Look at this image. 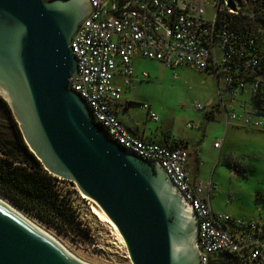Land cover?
<instances>
[{"label": "water", "instance_id": "1", "mask_svg": "<svg viewBox=\"0 0 264 264\" xmlns=\"http://www.w3.org/2000/svg\"><path fill=\"white\" fill-rule=\"evenodd\" d=\"M91 12L89 0H0V95L44 168L115 223L131 264H200L192 205L157 161L112 140L71 88V40ZM2 200L0 264H88Z\"/></svg>", "mask_w": 264, "mask_h": 264}, {"label": "built area", "instance_id": "2", "mask_svg": "<svg viewBox=\"0 0 264 264\" xmlns=\"http://www.w3.org/2000/svg\"><path fill=\"white\" fill-rule=\"evenodd\" d=\"M92 12L71 40L77 74L71 88L87 103L93 119L110 138L142 158L157 161L197 216L200 264H222L233 255L239 264H264V221L213 211L211 186L194 182L189 153L134 134L118 118L123 87L131 86L133 60L142 57L172 68L206 72L217 81L216 105L228 122L248 129L264 128V45L252 31L232 28L229 15L241 13L242 0H89ZM212 8L210 16L207 9ZM144 78L150 75L143 73ZM178 77L177 74L174 76ZM152 120L158 114L139 104ZM208 114L212 106L196 103ZM192 126V125H189ZM219 148L221 142H215Z\"/></svg>", "mask_w": 264, "mask_h": 264}, {"label": "rangeland", "instance_id": "3", "mask_svg": "<svg viewBox=\"0 0 264 264\" xmlns=\"http://www.w3.org/2000/svg\"><path fill=\"white\" fill-rule=\"evenodd\" d=\"M251 1L242 0V14H252L254 5ZM213 13L212 8L207 9L208 16ZM261 30H264V23L261 24ZM141 61L140 70L146 71L150 77L142 80L133 88H128L130 89L128 90L129 94L125 95L124 93L123 98L132 101L126 112L127 115L141 122L148 120L147 112L138 106V103H148L159 114L156 128L157 126L171 127L173 120L180 117V125L182 121L198 124V120L201 119L202 130L191 129L189 132L192 131L191 133L194 135V132L199 131L204 133V135H199L198 142H195L194 137L192 142L197 147L201 143L206 146L203 155V159L206 162L221 160V164L228 168L227 161L232 159L237 153H240V150L243 149V144L240 145V149L235 146L234 151L226 147L223 154H220L219 150H214L213 142L219 136H222L224 131L218 124L220 119L217 117L220 114L216 113V119L208 120L204 117L205 112H198L192 109V105L198 102L208 106L209 95H213L215 102H217L215 96L217 80L214 76L189 68L175 69L157 60L142 58ZM175 74L179 78L175 79ZM186 101L188 102L186 103ZM191 148L193 147L190 144ZM248 161L264 165L262 154L258 152L253 154ZM59 184L62 194L70 199L72 209L69 211L72 216L69 218L58 216L52 223L42 222L15 207L4 197H0L56 237L70 252L83 261L91 264H131L126 248H123L118 243L113 230L92 213V206L93 204L96 205V203L86 196L83 197L72 182L59 178ZM259 208L262 209L261 214L259 213ZM52 213L55 214L54 211ZM253 215L264 217V201L261 200L258 205H254Z\"/></svg>", "mask_w": 264, "mask_h": 264}, {"label": "crops", "instance_id": "4", "mask_svg": "<svg viewBox=\"0 0 264 264\" xmlns=\"http://www.w3.org/2000/svg\"><path fill=\"white\" fill-rule=\"evenodd\" d=\"M141 59L142 57H136L132 62L134 77L131 86H126L120 75H116L115 77V82L123 87L121 104L125 105L123 107H119L117 111L118 118L134 134L147 140L166 143L168 141L171 142L173 139H178L187 142V148L185 149L189 153L187 166L188 172L194 182L197 183L203 181L205 184L211 186L209 199L213 211L227 213L237 218H260L264 221L263 216L253 215L254 205H258L261 200L264 201V165L248 161L252 155L257 152L262 154V159H264V128L248 129L235 125L232 122H228L224 111L217 107L213 95H209L207 104L212 106V113L209 114L210 116H206V114H204V117L205 119L207 118L208 120H213L216 119V113L220 114L217 117L220 119L218 124H220V127L224 129L222 136L215 139L212 144L214 150H219L220 154H223L226 147L234 151L235 146L240 149L241 144H243V149L240 150V153H237L232 159L227 161V165L229 166L228 168L221 164V160H218L217 162H206L203 159L206 146L201 143L198 144L199 146L197 147V145H194L192 142L194 137L195 142H198L199 135H204V133L193 131L195 133L193 135L191 133L192 131L189 132L191 129L202 130L201 128L203 125L200 122L201 119L198 120V124L182 121L180 125V117L173 120L171 127L166 128L157 126L156 128V123H158L156 121H158L159 118L158 120H152L148 116V120H143L141 122L127 115L126 112L128 111L130 107L129 104H131L132 101H130V99H124V93L125 95L129 94L128 90L130 89L128 88H133L142 80L150 77L144 78L143 73L146 71H141L139 67L142 62ZM177 78H179V76ZM187 102L188 101H186V103ZM139 104L143 103H138V106ZM195 104L192 105V109L198 111L195 109ZM150 107L151 110H153L151 105ZM218 141L221 142V146L219 148L214 146V143ZM190 144L193 147L191 149ZM261 211L262 209L259 208L260 214Z\"/></svg>", "mask_w": 264, "mask_h": 264}, {"label": "trees", "instance_id": "5", "mask_svg": "<svg viewBox=\"0 0 264 264\" xmlns=\"http://www.w3.org/2000/svg\"><path fill=\"white\" fill-rule=\"evenodd\" d=\"M252 14L229 15L227 22L239 31H252L264 45V0H252ZM212 113V111L210 112ZM206 116H210L209 114ZM172 148H187V142L173 139ZM66 181V180H65ZM0 196L15 207L45 223L58 216H72L70 199L62 194L59 178L49 173L27 146L7 101L0 95ZM55 212V214L52 213ZM222 264H239L233 255H223Z\"/></svg>", "mask_w": 264, "mask_h": 264}, {"label": "bare ground", "instance_id": "6", "mask_svg": "<svg viewBox=\"0 0 264 264\" xmlns=\"http://www.w3.org/2000/svg\"><path fill=\"white\" fill-rule=\"evenodd\" d=\"M83 197H85L82 194ZM0 200H2V198H0ZM5 204H7L9 207H11L13 210H15L17 213H19L20 215H22L24 218H26L27 220H29L30 222H32L33 224H35L37 227H39L40 229H42L44 232H46L48 235H50L53 239H55L57 242H59L62 246H64L56 237H54L52 234H50L49 232H47L45 229H43L42 227H40L39 225H37L36 223H34L33 221H31L29 218H27L24 214H22L19 210H17L16 208H14L13 206H11L10 204H8L6 201L2 200ZM92 213L103 223H106L114 232L115 238L118 241V243L121 244V246L123 248H125V242L124 239L122 237V235L120 234L119 230L117 229L115 223L107 216V214L97 205L93 204L92 206ZM65 247V246H64ZM66 248V247H65ZM67 249V248H66ZM68 250V249H67ZM69 251V250H68ZM70 252V251H69ZM73 256H75L76 258H78L76 255H74L72 252H70ZM80 259V258H78ZM82 260V259H80ZM83 261V260H82ZM85 262V261H84ZM88 263V262H86ZM91 264V263H88Z\"/></svg>", "mask_w": 264, "mask_h": 264}]
</instances>
